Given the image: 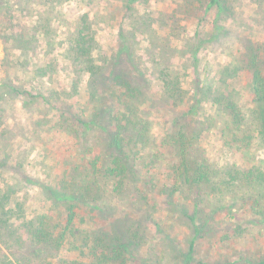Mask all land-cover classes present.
Listing matches in <instances>:
<instances>
[{
    "label": "trees",
    "instance_id": "obj_1",
    "mask_svg": "<svg viewBox=\"0 0 264 264\" xmlns=\"http://www.w3.org/2000/svg\"><path fill=\"white\" fill-rule=\"evenodd\" d=\"M95 1L82 0L77 10L69 11L64 0H0V41L7 50L6 75L0 81V264H126L130 245L142 241L141 232L122 234L118 223L112 232L102 224L93 234L89 224L106 209L128 217L126 211L143 201L161 206L159 212L165 214L157 217L158 223L166 230L188 231L185 264H264V253H250L244 244L241 256L227 254L224 263L199 260L202 240L208 250L229 240L237 243L242 236L247 244L255 242L259 234L234 222L237 213L246 211L264 221V47L253 57L254 44L246 46L251 99L241 102L234 91L229 97L206 99L197 75L207 51L199 33L183 52L166 58L155 48L168 43L164 46L149 33L169 30L178 40L177 30L169 28L171 18L162 11L163 21H157L150 0H122V23L128 28L122 24L120 45L109 51L98 38L102 20L93 16ZM197 1L195 7L202 8L199 23L211 20L213 32L223 31L220 25L237 13L238 0ZM254 2L264 7V0ZM107 11L103 18L119 19L117 10ZM18 12L33 21L35 32L19 26ZM140 42H146V54L139 52ZM179 63L192 68L185 81ZM60 68L71 84L49 82ZM148 77L159 83L150 97ZM82 90L85 107L78 98ZM18 100L34 127L46 121L42 150L25 146L36 133L27 135L14 120L13 102ZM163 107L170 116L164 134L158 135L151 116ZM54 136V142L67 146L59 160L53 159L55 148L51 151L45 143ZM34 153L52 161L46 180L26 171ZM15 171L21 176L13 182ZM24 183L47 196L48 212L29 217L25 197H20ZM174 195L179 199H172ZM64 244L90 261L59 258Z\"/></svg>",
    "mask_w": 264,
    "mask_h": 264
},
{
    "label": "rangeland",
    "instance_id": "obj_2",
    "mask_svg": "<svg viewBox=\"0 0 264 264\" xmlns=\"http://www.w3.org/2000/svg\"><path fill=\"white\" fill-rule=\"evenodd\" d=\"M10 1L17 2L18 0ZM150 1L152 6L149 8V10H155V19L159 22H162L163 19L161 12L163 11L165 13L164 15H167V18H171L168 19L169 28H175L177 30L178 37V40L175 37H172L169 30L162 31V29L158 30L154 28L156 33L151 30L149 33L150 36H157L158 41L162 44L163 42L168 43V47L163 44L165 46L163 49L159 48L158 44H156V52H160V54H163V56L166 58H170L173 52H183L187 46V41L190 39L194 41L197 39L196 36L199 33V36L203 38V41L206 44L207 51L204 54V63L197 69V75L198 78L202 79L205 86L204 91L207 95L206 99L215 96L229 97L232 91H234L238 100L241 102L251 99V88L253 83L245 61V54L247 52L246 46H249L250 42L254 44V49L251 51V56L255 57L257 53L261 54L262 50H260L259 47H264V7H258L254 0H238L235 10L237 13L231 15L227 20H224L222 25H220V28H223V31L219 32V29H217L216 32H213V24L211 23V20H204L202 23H199V20L201 19L199 14L202 8L195 7V5L199 3L197 0H193L191 4H187L186 1L184 2L182 0H180V4H174V0ZM64 2L66 3L64 7H69V11H73V8H76L74 10L78 9L82 0H64ZM97 2L98 0L92 3L94 5L91 6V9L93 16L102 20L100 21L102 26L98 38L105 48L110 51V49H115L120 45L119 34L122 29V24L124 25L123 28H128L127 24L122 23L123 12L121 8L123 6V2L122 0H108L106 3L101 2L100 4ZM15 4L14 10L17 7ZM107 9L109 11L117 10L116 12L119 16V19H115V15L110 21L103 18ZM140 10L144 11L143 8ZM17 15L20 27H29L31 32L36 31L32 26V20H29L28 18L22 19L19 15V12ZM24 31L27 32V28H25ZM35 45H37V43H35ZM169 45L171 47H169ZM145 46L146 42L138 43V47L140 48L139 52L146 54L147 52L145 51ZM175 47L178 49H175ZM6 51L5 44L3 41H0V81L6 75V66L4 65V56ZM37 59L40 61L41 57L38 55ZM37 59H33V61L35 62ZM32 62L29 66L31 69H33ZM64 64H66V62ZM179 65L180 67L177 69H180L179 72L182 71V80L185 81L187 75L192 73L190 71L192 68L189 67L187 70L186 67L184 65L182 66L181 63H179ZM62 70L63 69L60 68V70H58L59 73L57 72L58 74H55L50 78L49 82L53 83L52 85H56V83L59 81H61L63 84L68 82L71 84L70 77L64 74ZM18 73V76L24 77L22 72ZM185 73L187 74L186 76H184ZM148 80L152 83L151 91L150 93H147V97H150L156 92L159 83H157L155 80H152L150 77H148ZM73 91L79 93L80 88L74 87ZM84 93L85 90H82V97L81 95L79 97L78 94V98L83 99V103H81V105L83 104L85 107L86 103L84 102L87 100V97ZM66 103L71 104L72 102L66 101ZM13 105L16 108V114H13L14 120L24 127L27 135L34 132L36 133L35 136L29 137L28 141L25 142V146L31 148L32 152L36 150L38 151L40 149L42 150L40 142L42 139H44V136L46 137L47 135L46 132H44L45 129H47L45 125V119L44 123H42L40 126L34 127L32 122H30L31 117L29 116V113L23 110L22 103L18 100L13 102ZM32 108L33 106H30L29 110ZM210 111L211 108L208 106V112ZM169 116L170 114L165 107L158 108L154 111L151 119L154 122L153 132L155 134H164L163 126L168 125ZM14 120L11 117L9 122L14 123ZM214 131L216 130L213 129L211 132L207 131V135H213L214 133L212 134V132ZM56 138H58V136H54L53 139H51V142L46 141L45 143L48 146L47 148H49L51 151H54L55 148L56 154L53 156V159L59 160V158H61V152L65 151L67 146H61L60 142H54L56 141ZM21 142L22 140L19 139L16 144L19 146ZM35 153L32 158H30V162L26 167V171H28L30 177L32 176L33 178L37 179L45 178L46 180L45 175L46 172H48V168L52 164V161H45L46 158L42 159L41 157H38L37 154L35 155ZM37 158H41V161H39ZM48 162L51 163L49 164ZM14 174L15 176L12 177V181L16 182L14 177L20 178L21 173L15 171ZM50 182L51 181L49 180L48 183ZM24 185L26 187L20 190V197L21 199L25 197L26 213L29 215V217L41 212H48L51 207V203L47 199V196L42 194L37 186L28 183H24ZM156 196L158 197V200L164 202V200H162L163 197L160 194H157ZM172 199L178 200L179 197L174 195ZM160 207L161 206L158 204L155 205L153 201H151L149 204L147 201H143L142 203L138 202L135 204L133 209L126 211L129 214L128 217L127 215L124 216L121 213L108 212V209H106L101 215L92 218L89 227L92 229L93 234L100 232V227L103 228V225L106 224H108V227H104V229L108 230V233L112 232V230L117 229L118 223H120L118 229L122 234L126 233L127 230L140 231L142 234L140 240L142 241L139 244L130 245L132 252L128 257L126 264H185L188 251L187 241L189 238V233H187L188 231L183 227L182 229H176L175 231H168L163 224L158 223L157 217L162 216L161 213L165 214L163 211H161V213L159 212ZM162 208L165 209V207ZM77 211L79 214L84 212L83 209H77ZM120 219L121 221L119 222ZM170 221L172 222L171 219ZM235 221L239 223L242 228H247V230L249 229V231L252 232L254 236L259 234L257 239H255V242L247 244L245 237L242 236L239 240H236L237 243H234V240H229V243L226 245L220 246L216 244L208 250V243L206 244L202 240L199 242L200 248L202 249V256L199 259L200 261L214 260L216 262L224 263V256L232 252V259L238 258L241 256L240 251L243 244L245 247H247L250 253H254L255 251H262L264 253V230H262L264 227L263 218H260L254 214L249 215V213H246V211H241L237 213L236 218L234 219V222ZM227 229L230 230V226H228ZM124 239H126V242L128 243L131 240H128L127 237H124ZM66 245L67 244L63 245L59 258L77 257L83 261H90L88 257L70 250ZM5 251L8 252L6 248Z\"/></svg>",
    "mask_w": 264,
    "mask_h": 264
}]
</instances>
